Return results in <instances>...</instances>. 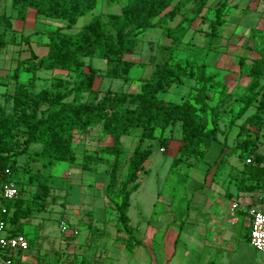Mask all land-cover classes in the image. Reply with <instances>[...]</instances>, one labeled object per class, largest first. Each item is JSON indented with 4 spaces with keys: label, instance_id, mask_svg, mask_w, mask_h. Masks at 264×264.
<instances>
[{
    "label": "trees",
    "instance_id": "1",
    "mask_svg": "<svg viewBox=\"0 0 264 264\" xmlns=\"http://www.w3.org/2000/svg\"><path fill=\"white\" fill-rule=\"evenodd\" d=\"M100 1L115 4L122 0H11L16 17L0 16V22L4 23L0 48L17 45L14 32L10 40L6 36L12 29V19L25 21L29 10H34L38 18L62 21L66 25L55 30L36 31L34 34L47 38V53L39 56L31 50L30 56L19 59L13 70L11 78L15 80V89L9 98L11 108L0 102V185L13 181L20 171H28L22 170L19 163L23 156L34 160L45 158L51 165L59 162L74 164L77 160L76 135H86L94 126H100L102 134L112 139L116 156L120 154L121 139L131 131L139 130L117 205L118 224L127 228L131 195L137 190L138 176L153 153L148 143L164 138L168 129L180 124L182 145L172 168L184 159L203 158L205 149L218 142L221 131L219 106L225 100H219L215 106L209 104L207 90L214 87L215 76H207L205 65L191 64L179 52L208 0H123L120 13L110 14L107 21L98 15L76 33H70L68 30L75 27L81 17L93 12ZM189 6H192L189 9L191 14L187 15L183 11ZM224 8L225 4L217 7L209 24L210 32L206 36L211 39L217 37L225 23ZM179 16L181 20L175 26H169ZM157 29L169 43L160 45L162 57L154 62L150 77L141 80L140 92L119 89L107 90L100 95L94 86L102 73L93 66L92 60L106 61L108 68L104 75L127 84L136 63L126 57L136 53L141 36ZM31 37L21 34V43L30 45ZM86 60H89L88 64ZM244 63L245 60L241 59V66ZM40 71L65 72L73 81L59 77L49 88L37 91ZM21 73L29 75L26 83L21 81ZM248 76L251 81L237 100L241 107L235 120L244 117L251 109L254 112L240 126L239 134L244 138L236 145V151L245 166L240 189L253 192L260 187L264 189V153L259 151V143H264V50H259L253 59ZM185 78L199 83L195 94L181 103L161 97L173 85L181 86ZM92 95L91 100L85 98ZM4 96L8 97V94ZM35 145L40 146L37 152L32 151ZM248 159L251 160L249 164L246 163ZM118 165L117 161L112 165L111 183L116 181ZM217 168L221 170L223 167L218 165ZM48 179V175L40 173L29 179L28 184L35 183L36 190L28 202L21 197L22 189L15 180L19 197L14 201H0L7 209L6 214L0 213V221L7 223L9 235H24L22 220L45 212L51 189ZM131 185L133 187L129 188ZM28 242L30 246L32 241L28 239ZM138 242L131 234L125 241L128 249ZM7 262L11 263V259Z\"/></svg>",
    "mask_w": 264,
    "mask_h": 264
},
{
    "label": "rangeland",
    "instance_id": "2",
    "mask_svg": "<svg viewBox=\"0 0 264 264\" xmlns=\"http://www.w3.org/2000/svg\"><path fill=\"white\" fill-rule=\"evenodd\" d=\"M122 4L123 0L115 4L100 1L93 12L81 17L76 26L68 31L76 33L98 15L107 21L110 14L120 13ZM222 4H225V23L219 29L217 37L211 39L206 36V33L210 32L209 24L214 19L215 10ZM9 5V0H0V16L9 15L11 11V5ZM191 7L189 6L183 12L190 15ZM30 12V16L24 23L18 22L13 25L12 22V29L6 36L7 40H10L11 33L14 32L18 45V42L21 43V34L34 36L36 31L44 32L66 26L65 22L38 18L34 10ZM180 20L179 16L170 22L169 26H175ZM0 23L3 26L4 23L2 21ZM42 39L43 37L40 40ZM168 43L169 40L164 37L160 29L147 31L141 36L136 53L126 57L136 63L130 73L131 81L127 84L122 80L111 79L104 75L108 68L106 61L92 60L93 66L102 73L96 80L95 90L100 95L107 90L119 89L131 93L140 92L141 80L150 77L154 62L160 61L162 57L159 52L160 45ZM13 50L16 52L14 48ZM259 50H264V0H208L207 7L201 17L196 19L179 52L180 56L191 64L205 65L207 76H215L212 81L214 87L207 90L209 104L215 106L219 100H225V103L219 106L218 124L221 131L218 134V142L205 149L203 158L184 159L174 168H172L173 161L179 157L178 151L182 145L181 125L177 124L171 130L168 129L164 138L159 137L156 141L149 142L153 153L138 176L136 182L138 187L131 195L129 214L141 215L145 214L146 210H153L154 216L149 222V227L162 224L160 215L165 212L170 214L169 217L175 219V222L182 220L187 210L191 208L196 193L200 190L199 184L210 170L217 168L218 165L220 168L225 166L228 155H239L236 145L240 144L244 138V135L239 134L240 126L254 112V109L241 119L235 120L241 107V103L237 100L244 94L251 81L248 76L249 69L253 59L258 56ZM1 52L3 55L6 50L3 48ZM46 52L47 49H42V56ZM26 56L28 55H23L22 58ZM5 59L4 57V61ZM241 59L245 60L243 66L240 64ZM88 63L89 60H86V64ZM13 66L15 67L16 64L13 63ZM7 70L10 71L8 68ZM38 76L37 91L49 88L50 84L59 77L73 81V78H69L67 73L61 71H40ZM1 77H4L2 80L6 82L5 76ZM20 78L26 83L29 75L21 73ZM198 84L195 79L185 78L181 86L173 85L161 97L167 101L181 103L196 93ZM85 98L91 100L93 95ZM5 105L9 108L7 103ZM232 120L235 122L232 123ZM139 134V130H133L121 139L118 156L112 150L114 145L112 139L102 134L100 126H94L88 134L76 135L74 148L77 160L72 165L62 162L51 165L47 159L41 157L35 160L26 156L20 158L22 170H28L20 171L19 176L13 179V182L16 180L22 189L21 197L27 202L32 199L36 184L30 185L28 181L38 173L48 175L51 189L45 212L35 213L31 217L32 220L23 225L22 233L32 243L27 251L18 255L19 260L25 256V264L33 263L30 258L37 259L40 264L45 262L49 264L48 261L52 262V260L54 264H98V259L112 258L113 253H119L130 234L138 240L142 239L143 222L138 223L136 227L129 222L125 228L118 224L117 211L120 190L126 179L128 160ZM161 149L164 151L162 152ZM39 150L40 146L32 147L33 152ZM259 151L264 152L262 142L259 143ZM115 161L118 162L119 167L116 181L111 183L110 176ZM240 162L243 160L240 159ZM132 187L133 185L129 188ZM141 218L143 219V216ZM62 220L68 226L82 230L79 238L73 239V242L68 245L61 242V240L66 242L63 240L64 234L60 228ZM241 224L236 229L244 233ZM243 233H237L234 240V244L237 248L239 247V251L235 254H244L245 257L252 258L254 254L252 248L240 247V241L244 240ZM5 234L6 232L0 233V235ZM35 245L40 249H34ZM73 249V252L67 253ZM44 252H51V254L44 255ZM4 254L8 255L0 249V255ZM260 257L264 258V255L260 254ZM70 260L72 262H69ZM11 262L18 264L16 258H13Z\"/></svg>",
    "mask_w": 264,
    "mask_h": 264
},
{
    "label": "crops",
    "instance_id": "3",
    "mask_svg": "<svg viewBox=\"0 0 264 264\" xmlns=\"http://www.w3.org/2000/svg\"><path fill=\"white\" fill-rule=\"evenodd\" d=\"M9 1L11 5L9 16L16 17V11L12 9L11 0ZM30 13L29 10L27 18ZM25 21H19L15 18L12 20L13 25ZM17 30L21 31V29ZM3 31L4 24L2 26L0 23V34ZM41 37H43L42 40H40ZM30 41V45L18 42V45H6L0 48V75L5 76L6 79V82H3L2 78L4 77L0 76V102L6 104V99H8V109L11 108L12 104L9 98L15 89V80L11 76L13 70L17 67L18 60L28 58L31 50L42 56L41 50L47 49L45 44L48 40L43 35H34L30 38ZM3 48L6 52L2 55L1 50ZM23 55L28 56L22 58ZM4 57L6 58L5 61ZM13 63L16 64L15 67ZM2 86H5V88H1ZM4 94H8V97H5ZM226 158L228 162L225 163L224 168L221 170H218V168L211 169L206 178H203L202 183L199 184L198 189L200 190L196 193L191 208L187 210V214L182 220L175 222L176 220L169 217L170 214L165 212L160 215L162 224L149 227V222L154 216L153 210H146L147 213L144 211L145 214L140 211L141 215L129 214L128 212L130 223H133L134 227L143 222V240L137 239L139 242L134 243L132 249H128L124 242L123 249L119 250V253L112 252L114 254L111 256L112 258L98 259V264H264V258H259L260 254L250 245L251 218L246 212V209L250 207L264 204V189L260 187L253 192L240 189L242 172L245 169L244 161L240 162L237 154L228 155ZM246 184L250 183L246 182ZM235 203L239 204L240 209L233 211L232 205ZM31 220V218L22 220V224L24 225V223ZM240 223L243 225L244 233L236 229ZM70 230L71 233L64 234L63 240H66V242L61 240L64 245L65 243L66 245L71 244L73 239L79 238L82 234V230L77 227L70 226ZM73 231H77L78 234H72ZM237 233H243L242 238L244 240L240 241V247L249 246L253 249L252 258H247L244 254H235L239 251V247L237 248L234 244ZM33 248L40 249L36 245ZM64 248H67V246H64ZM73 251L74 249L67 251V253ZM20 253L12 254V256H9V254L7 256L5 254L0 255V259L4 264H7V259L12 261L13 258H16L18 264H25V256L19 260L18 255ZM43 254H51V252H44ZM31 259L32 264H40L37 259ZM2 262L0 264H3ZM52 262L48 261L49 264ZM44 264H47V262Z\"/></svg>",
    "mask_w": 264,
    "mask_h": 264
},
{
    "label": "built area",
    "instance_id": "4",
    "mask_svg": "<svg viewBox=\"0 0 264 264\" xmlns=\"http://www.w3.org/2000/svg\"><path fill=\"white\" fill-rule=\"evenodd\" d=\"M163 152L164 150L161 149ZM250 159L246 160L249 164ZM9 173V171H7ZM19 197V187L13 181H9L5 184L0 185V201H14ZM0 203V213L6 214L7 209L3 207ZM240 209L238 203L232 205V210L235 211ZM246 212L251 218L250 222V235L249 242L254 250L262 255H264V204L261 206H253L246 209ZM8 225L5 221H0V233L6 232L5 235H0V249L5 251L10 255L25 252L29 249L28 239L24 235H9L7 233ZM61 232L63 234L71 233L70 226L65 221L60 223ZM74 235H77V231H73ZM7 264H11L7 262Z\"/></svg>",
    "mask_w": 264,
    "mask_h": 264
}]
</instances>
